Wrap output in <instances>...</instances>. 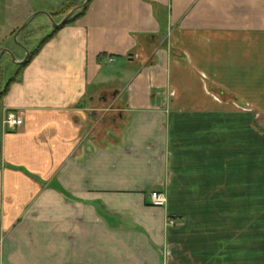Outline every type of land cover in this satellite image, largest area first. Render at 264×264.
Segmentation results:
<instances>
[{
  "label": "crops",
  "instance_id": "obj_1",
  "mask_svg": "<svg viewBox=\"0 0 264 264\" xmlns=\"http://www.w3.org/2000/svg\"><path fill=\"white\" fill-rule=\"evenodd\" d=\"M20 2L0 0V31L30 15L9 16ZM85 8L0 88L14 79L0 101V264H164L171 210L151 193L220 187L224 167L249 164L250 112L264 129V0Z\"/></svg>",
  "mask_w": 264,
  "mask_h": 264
},
{
  "label": "rangeland",
  "instance_id": "obj_2",
  "mask_svg": "<svg viewBox=\"0 0 264 264\" xmlns=\"http://www.w3.org/2000/svg\"><path fill=\"white\" fill-rule=\"evenodd\" d=\"M82 1L22 0L15 10L10 9L9 16L17 17L23 9L30 10V15L11 33L9 27L0 31V88L13 76L18 60L23 62L52 31V23L45 14L53 18L63 5ZM60 19L61 16H55L53 22L58 24ZM250 113L254 115L255 139L251 138L254 150L249 154L248 166L239 165L238 173H231L227 165L222 181L216 183L220 187L213 189V182L204 183L200 197H174L167 190L163 207H170L171 214L167 217L168 236L162 248L164 264H242L247 260L250 264H264V148L257 141L263 140L260 134L264 129L260 115ZM244 121L240 129L246 126ZM249 135L239 133L243 138H250ZM207 139L215 141L213 135ZM240 154L246 156L244 150ZM235 176L237 182H233Z\"/></svg>",
  "mask_w": 264,
  "mask_h": 264
},
{
  "label": "trees",
  "instance_id": "obj_3",
  "mask_svg": "<svg viewBox=\"0 0 264 264\" xmlns=\"http://www.w3.org/2000/svg\"><path fill=\"white\" fill-rule=\"evenodd\" d=\"M83 2V1H82ZM81 2V3H82ZM81 3H76L75 5H63L61 7V10L59 12H57L56 14L53 15V18L55 16H61V17H64L66 16L73 8L77 7L78 5H80ZM86 11V8L84 9H81L79 12H76L64 25H67V24H70L71 22L79 19L80 17H82L84 15ZM57 30H54L52 32V34L50 36H48L47 38H45L38 46L37 48L31 53L28 55V57L25 59V61L18 65V71H17V74H19V72L30 62V60L40 51L41 47L44 45V43L50 39L56 32ZM14 79L10 80L9 83L6 85L5 89L0 92V101L2 99V97L4 96V94L7 92L8 88H9V85L11 82H13Z\"/></svg>",
  "mask_w": 264,
  "mask_h": 264
},
{
  "label": "built area",
  "instance_id": "obj_4",
  "mask_svg": "<svg viewBox=\"0 0 264 264\" xmlns=\"http://www.w3.org/2000/svg\"><path fill=\"white\" fill-rule=\"evenodd\" d=\"M3 125L6 129L16 130L22 125V113L10 112L5 116ZM150 202L153 207H163L165 204V198L163 195L157 192H153L150 195Z\"/></svg>",
  "mask_w": 264,
  "mask_h": 264
},
{
  "label": "water",
  "instance_id": "obj_5",
  "mask_svg": "<svg viewBox=\"0 0 264 264\" xmlns=\"http://www.w3.org/2000/svg\"><path fill=\"white\" fill-rule=\"evenodd\" d=\"M89 1L90 0H85V2L81 5V6H79V7H77V8H75V9H73L59 24H56V23H54L53 21H52V19H51V17L48 15V14H45V15H47V17L50 19V21H51V23H52V28L54 29V30H56V29H58V28H60L61 26H63L72 16H73V14H75V12H77V11H79V10H81V9H84L86 6H87V4L89 3ZM25 26V25H24ZM24 26L23 27H21V29L19 30V31H21L23 28H24ZM2 55V54H1Z\"/></svg>",
  "mask_w": 264,
  "mask_h": 264
}]
</instances>
